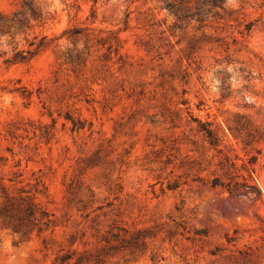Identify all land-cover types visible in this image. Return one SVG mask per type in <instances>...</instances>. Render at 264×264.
<instances>
[{
  "label": "rangeland",
  "instance_id": "1",
  "mask_svg": "<svg viewBox=\"0 0 264 264\" xmlns=\"http://www.w3.org/2000/svg\"><path fill=\"white\" fill-rule=\"evenodd\" d=\"M21 1L0 0V10ZM42 1L57 11L48 32L113 31L122 58L103 67L93 41L78 73L54 50L0 68V203L1 186L16 193L41 180L39 199L66 224L18 242L0 220V264H56L61 248L103 247V264H264L262 0H228L237 18L201 29L175 26L163 0ZM67 111L85 128L73 129ZM139 231L144 244L123 245ZM114 233L123 238L107 243Z\"/></svg>",
  "mask_w": 264,
  "mask_h": 264
},
{
  "label": "trees",
  "instance_id": "2",
  "mask_svg": "<svg viewBox=\"0 0 264 264\" xmlns=\"http://www.w3.org/2000/svg\"><path fill=\"white\" fill-rule=\"evenodd\" d=\"M93 1L94 4L98 2ZM163 2L170 14L175 17L174 25L181 28L185 23L196 22V28L201 29L211 22L210 18L219 20L226 18V15L233 19L237 18L232 15L235 10L229 7L228 0H163ZM67 6L71 14L74 5L70 7L71 5L67 3ZM261 6H264V0ZM56 18V9L51 10L42 0H22L11 12L0 10V44L5 46L0 53L3 57L2 61L0 60V68L2 65L8 68L16 64H27L41 53L54 50L58 61L78 73L89 64L93 41L105 48L98 56L103 67L108 66L114 55L122 58L121 40L117 33L102 30L95 33L93 26L82 23H73L61 32H48L46 29ZM96 18L97 9L93 6L87 19L94 23ZM253 24V20L245 22L244 30L241 32L249 33ZM203 35L209 36L206 32ZM190 47H194L193 43H190ZM20 93L27 103H30L33 90L24 87ZM49 114L56 121L53 114L51 112ZM64 116L73 123V129L85 128L84 119L74 117L68 111ZM198 126L212 145H220V137L211 123L199 121ZM11 134L16 136L15 131ZM20 175L22 173L17 174ZM9 180L13 182L15 179ZM45 191L46 185L42 184L41 180H37L30 187L26 185L19 187L16 193H11L7 186H1L0 220L12 229L14 235L19 236L18 242L30 240L34 234L42 236L47 230L55 232L60 226L66 225L39 199V193ZM113 236L111 239L106 238V242L110 244L112 239L123 238L118 233H114ZM141 236L142 232L139 231L131 240L123 239V245L139 247L144 244ZM43 243L45 247L48 246V237L45 235ZM63 250L64 248H61V251ZM61 251L55 258L56 264H66L74 258V264H103L106 249L103 247L102 250L95 252Z\"/></svg>",
  "mask_w": 264,
  "mask_h": 264
}]
</instances>
